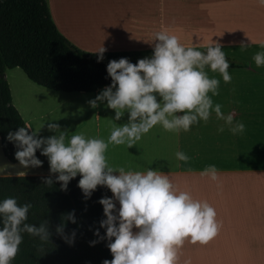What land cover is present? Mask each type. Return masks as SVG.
Listing matches in <instances>:
<instances>
[{
	"label": "crops",
	"instance_id": "crops-1",
	"mask_svg": "<svg viewBox=\"0 0 264 264\" xmlns=\"http://www.w3.org/2000/svg\"><path fill=\"white\" fill-rule=\"evenodd\" d=\"M57 31L79 50L98 53H154L155 33L177 35L185 47L206 52L219 43L229 67L231 83L218 72L205 68L210 78L220 80V94L213 96L222 112L246 125L233 135L224 120L212 112L190 131L168 132L156 125L137 144L109 145L106 156L113 167L144 172L158 170L181 191L206 201L222 225L207 244L186 241L178 264H264V66L253 56L264 51V2L262 0H44ZM241 45H243L241 47ZM4 78L16 109L28 131L47 138V124L58 123L72 135L107 141L113 126L128 122L129 113L116 121L107 101L91 107L89 101L107 86L89 93L58 92L29 81L19 68L6 69ZM211 96V93H209ZM158 101L161 99L157 97ZM79 105L80 115H74ZM183 113H178L182 115ZM223 126L224 131L219 128ZM191 159L185 163L176 152ZM48 160V158L45 156ZM49 162V161H48ZM216 166L217 179L204 170ZM41 170V169H40ZM45 175L36 168L8 162L0 150V176ZM118 175V173H115ZM79 175V174H78ZM111 192V191H110ZM111 196L113 194L111 192ZM117 209L119 203L116 202Z\"/></svg>",
	"mask_w": 264,
	"mask_h": 264
},
{
	"label": "clouds",
	"instance_id": "clouds-1",
	"mask_svg": "<svg viewBox=\"0 0 264 264\" xmlns=\"http://www.w3.org/2000/svg\"><path fill=\"white\" fill-rule=\"evenodd\" d=\"M153 41L158 42L154 44L151 58L140 59L136 64L127 58L110 61L107 73L111 85L89 101L93 108L99 106L98 102L107 101L106 106L115 110L116 121L125 112L129 113L128 122L114 125L107 141L86 138L80 133L66 142L67 129L61 130L58 123L52 122L47 128L57 134L47 138L38 136L39 131L29 134V126L20 127L7 136L17 148L16 160L25 169L42 167L43 162L36 156L40 150L41 155L48 158L50 172L58 173L56 180L61 183L62 191H67L69 182L78 174L82 177L78 187L85 199L90 198L98 186L110 189L113 197L99 200L106 217L100 221V228L106 229V236H101L97 229L94 235L99 239L90 241V246L105 238L109 241L107 247L113 259H105L102 264H178L180 249L186 241L207 244L222 227L212 206L179 190L168 175L150 168L141 172L111 166L106 156L109 145L131 148L158 124L168 132H187L200 121L206 123L212 112L217 119L224 120L233 135L246 131L242 121L234 122L231 113L225 116L223 106L214 104L212 99L220 94V80L210 78L206 67L218 72L224 83L232 80L230 62L219 43L209 45L204 52L185 47L177 35L166 30L155 33ZM105 51L104 47L99 50V59H103ZM253 60L257 67L264 66V51L255 53ZM157 97L161 99L158 101ZM219 131L223 132L224 127ZM175 155L185 163L191 159L181 151ZM204 173L217 179L215 165L206 166ZM17 175L25 176V172ZM42 180L48 186L54 183L51 176ZM32 207L31 203L21 206L12 197L0 202L3 224L0 264H12L23 242L22 233L39 238L36 248L40 253L44 252V245L51 242L49 220L44 219L39 226L26 223ZM64 220L77 223L75 210L65 214ZM56 233L69 245L74 244L76 231L66 234L64 223L56 227Z\"/></svg>",
	"mask_w": 264,
	"mask_h": 264
},
{
	"label": "trees",
	"instance_id": "trees-1",
	"mask_svg": "<svg viewBox=\"0 0 264 264\" xmlns=\"http://www.w3.org/2000/svg\"><path fill=\"white\" fill-rule=\"evenodd\" d=\"M154 53L132 54L127 52L89 53L72 46L56 29L44 0H0V150L10 163H16L17 148L7 139L9 132L25 127L23 120L12 106L10 92L4 78L6 69L19 68L32 83L52 91L89 93L111 85L107 65L112 60L127 58L136 64ZM230 67L239 64L228 60ZM29 134H31L29 132ZM36 156L43 164L39 167L45 175L0 176V202L12 197L19 205L31 203L26 223L39 224L49 220L51 242L44 245V252L37 251L39 238L22 233L23 242L19 254L12 264H102L113 256L105 238L94 246L90 241L98 240L94 232L99 229L106 236V229L100 228V221L106 219L99 200L112 198L110 189L98 186L91 197L85 199L77 175L67 191L61 190L57 174L50 172V165L41 151ZM51 176V186L43 183L42 177ZM75 210L77 223L65 221L64 215ZM65 224V233L76 231L73 245H69L56 233V227ZM0 218V230H2ZM114 239V238H113Z\"/></svg>",
	"mask_w": 264,
	"mask_h": 264
},
{
	"label": "rangeland",
	"instance_id": "rangeland-1",
	"mask_svg": "<svg viewBox=\"0 0 264 264\" xmlns=\"http://www.w3.org/2000/svg\"><path fill=\"white\" fill-rule=\"evenodd\" d=\"M84 52H85V51H84ZM89 53H90V52H89ZM143 54H144V53H142V54H140V55H143ZM70 105H72V106L74 107V110H73L72 113H73L74 115H78V116H79L80 113H81L80 110L78 109V108H79V105H77V107H76L75 104H70ZM36 170L39 171V172H41L40 168H36Z\"/></svg>",
	"mask_w": 264,
	"mask_h": 264
}]
</instances>
